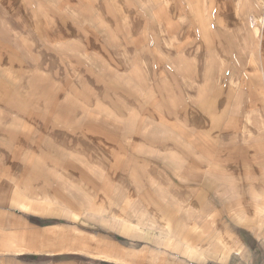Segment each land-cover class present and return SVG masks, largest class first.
Returning a JSON list of instances; mask_svg holds the SVG:
<instances>
[{
    "label": "crops",
    "instance_id": "crops-1",
    "mask_svg": "<svg viewBox=\"0 0 264 264\" xmlns=\"http://www.w3.org/2000/svg\"><path fill=\"white\" fill-rule=\"evenodd\" d=\"M124 1L0 0L24 22L0 23V264H264V0L261 28L242 0H141L122 62L97 12Z\"/></svg>",
    "mask_w": 264,
    "mask_h": 264
},
{
    "label": "rangeland",
    "instance_id": "rangeland-1",
    "mask_svg": "<svg viewBox=\"0 0 264 264\" xmlns=\"http://www.w3.org/2000/svg\"><path fill=\"white\" fill-rule=\"evenodd\" d=\"M141 2H142L141 0L123 2L126 6L128 5L131 7L132 13H136L135 16L134 15L133 16H127V15L116 16V14H114L111 7L106 3H102V6H103L102 10L97 12V19H99V21H101L104 25H107L108 28L114 31L113 34H115L116 36L120 38L114 44H109L106 51L109 54V56L115 57L116 59L119 58V60L122 62H127L126 57L132 55V53L134 52L136 53L137 50L140 48L139 44H136L133 42V37L141 34L142 26L144 23V17L141 15ZM232 8H235V9L240 8V9H247V10L250 9L254 11V15L248 18L246 25H250V26L258 25L260 26L259 28L263 26V22L261 18L259 19L256 17V15H258L257 10L260 8V6L255 1L253 0H242L241 2L234 1L232 2ZM31 12L32 13L30 14L32 15L29 14L30 16H28V21L30 23L35 22L36 19L39 18V16L35 14L33 10H31ZM44 12H49V11L45 10ZM253 17H256V18H253ZM42 19H43L42 22H44L45 24H50L49 22L50 20L53 19V17L44 16L42 17ZM254 19H256L258 24L256 22L254 23ZM89 20H90L89 16H87L86 19H84V17L82 16H79L78 9H76L75 11H71L70 13V24L71 25H83V23L89 24ZM0 23L7 24V25L24 24V22L21 21L20 17L16 14L15 11L8 12L1 8H0ZM19 28H22V27H19ZM88 33H89L88 31L86 32L83 31L80 33H72L71 37H69L70 39L65 42L66 43L65 46L69 48L71 56L76 57L78 61H80L78 56L82 55L81 53L79 54L80 50L82 48H85V39L83 38V36H88L89 35ZM0 35L9 37L11 35L14 36L15 33H12V34L11 33H0ZM62 36H63L62 33H56L54 40L56 42H60L62 41ZM38 46H39V39L35 36V34L30 33V32H23V53L27 57V60L30 64H32L36 59L35 54L39 50ZM95 53L96 55L98 54V52H95ZM139 53H141V51ZM91 54L93 55L92 60L95 61V54L94 53H91ZM88 63H89V60L88 62L86 61V64L84 62H81V68L83 69L82 72L83 71H85L86 73L98 72V73H107V74L118 72V70H116L115 68H112L110 65H104L100 69L93 70ZM58 66L59 67L55 69V72L57 73L62 72L65 69L64 65L62 64ZM31 69H32V65L29 66V71Z\"/></svg>",
    "mask_w": 264,
    "mask_h": 264
},
{
    "label": "bare ground",
    "instance_id": "bare-ground-1",
    "mask_svg": "<svg viewBox=\"0 0 264 264\" xmlns=\"http://www.w3.org/2000/svg\"><path fill=\"white\" fill-rule=\"evenodd\" d=\"M262 27V26H261Z\"/></svg>",
    "mask_w": 264,
    "mask_h": 264
}]
</instances>
